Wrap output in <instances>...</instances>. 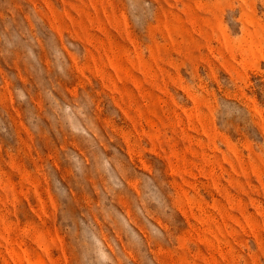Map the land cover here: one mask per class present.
<instances>
[{"label":"rangeland","instance_id":"1","mask_svg":"<svg viewBox=\"0 0 264 264\" xmlns=\"http://www.w3.org/2000/svg\"><path fill=\"white\" fill-rule=\"evenodd\" d=\"M0 264H264V0H0Z\"/></svg>","mask_w":264,"mask_h":264}]
</instances>
